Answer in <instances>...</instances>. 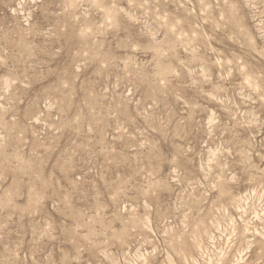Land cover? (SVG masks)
Wrapping results in <instances>:
<instances>
[{"label": "rangeland", "instance_id": "obj_1", "mask_svg": "<svg viewBox=\"0 0 264 264\" xmlns=\"http://www.w3.org/2000/svg\"><path fill=\"white\" fill-rule=\"evenodd\" d=\"M0 264H264V0H0Z\"/></svg>", "mask_w": 264, "mask_h": 264}]
</instances>
